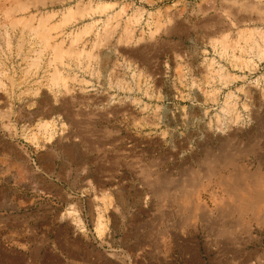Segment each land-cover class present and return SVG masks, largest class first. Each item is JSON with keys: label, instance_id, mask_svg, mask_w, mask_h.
Segmentation results:
<instances>
[{"label": "rangeland", "instance_id": "rangeland-1", "mask_svg": "<svg viewBox=\"0 0 264 264\" xmlns=\"http://www.w3.org/2000/svg\"><path fill=\"white\" fill-rule=\"evenodd\" d=\"M211 58L221 70L206 86ZM139 157L168 171L164 217L149 224L143 194L113 181ZM52 162L101 179L93 207L80 202L101 259L142 240L147 264H264V203L246 201L264 192V0H0V219L27 210L29 168ZM137 211L145 234L114 236ZM3 231L0 264L37 263Z\"/></svg>", "mask_w": 264, "mask_h": 264}, {"label": "crops", "instance_id": "crops-1", "mask_svg": "<svg viewBox=\"0 0 264 264\" xmlns=\"http://www.w3.org/2000/svg\"><path fill=\"white\" fill-rule=\"evenodd\" d=\"M86 168L87 165L79 164V168L73 167L65 171L64 166L53 162L30 167L27 210L21 213L13 211L1 218L0 228L5 230L2 233L10 235L21 252L32 250L42 252L36 264H147L144 260L148 254L147 247L143 245L142 240L137 239L139 235L145 234L141 230L143 221L139 216L140 207L135 218L136 223L130 227L131 230L125 229L123 224H119L117 229L113 230L114 236L117 233L119 235L130 233L138 241L136 244L114 242L109 247L113 255L109 253L107 259H101L99 248L89 243L87 237L85 239L86 234L91 231L87 223L88 215L83 214V205H80V202L84 200L93 207L94 189L99 190L102 185L98 174L91 172L89 175ZM77 185L81 186L78 188ZM84 189L87 190L85 192L89 191L84 199L78 196L70 198L69 192ZM116 191L125 193L128 190L125 187H118ZM116 191L112 192L114 198ZM72 203L78 207L74 214L63 215L62 211L58 210L61 207H70ZM159 251H161L159 247H156L155 253ZM130 257L134 258L133 262L130 261ZM27 259L29 263L32 262Z\"/></svg>", "mask_w": 264, "mask_h": 264}, {"label": "built area", "instance_id": "built-area-1", "mask_svg": "<svg viewBox=\"0 0 264 264\" xmlns=\"http://www.w3.org/2000/svg\"><path fill=\"white\" fill-rule=\"evenodd\" d=\"M188 109L189 107H187L185 117H187V115L191 116ZM162 120L164 121L165 119ZM151 156L152 157L149 159H151L152 161L153 157L159 155L153 152ZM149 159H147L146 157H139V160L137 161L138 163L134 164V166L132 167V171H130V169L127 168V165L125 164L123 169H117L113 178V181L115 182L114 184L118 185L126 183L128 184V182H132L133 187L143 194V198L141 200L143 207L142 214L146 223H148L150 219H153L154 215H157V219H162L164 217V212H162V206L164 205L163 195L167 193L168 189L167 187L165 188L163 184L165 182H168L164 180L162 181V178H159V176H162V174H165L168 171L166 169H163V167H160V165L154 166L155 164L153 163L145 162ZM124 171H127L130 176L125 175ZM172 179V181H175L174 178ZM173 183L175 184V182ZM80 196L84 195L80 193ZM156 210H161V212L155 213ZM180 217L182 219V216ZM178 224L184 226L185 219H183L181 222H177V225Z\"/></svg>", "mask_w": 264, "mask_h": 264}, {"label": "bare ground", "instance_id": "bare-ground-1", "mask_svg": "<svg viewBox=\"0 0 264 264\" xmlns=\"http://www.w3.org/2000/svg\"><path fill=\"white\" fill-rule=\"evenodd\" d=\"M236 42V41H235ZM236 45V44H235ZM237 45H238V42H237ZM240 47V46H239ZM233 48V47H232ZM220 54H222V52H220ZM228 56V55H227ZM230 57V61L231 62H237L240 60L241 57H238L236 54H234L233 52L229 55ZM229 59V58H228ZM245 59V58H244ZM251 60V59H250ZM243 63V61H242ZM246 63H247V60H246ZM251 65L252 66H255L256 65V62H252L250 61ZM218 65V64H217ZM206 73L204 74V79H203V83L206 85V86H209L210 84V81L213 80L212 78V75L214 74H218L219 71L221 70V67L219 68V66H217V68H215V65H214V60L211 58L209 60H207V65H206ZM179 70V69H178ZM224 79V81H226V79L228 78V76L226 74L222 75L221 76V79ZM199 91H200V94L202 95V98H203V101L202 103H205L206 100L207 102L208 101H215L216 100V95H217V88H212V89H204L202 87L199 88ZM231 97V93H227L225 95V99H224V103L225 104H229L227 103L229 98ZM223 102V101H222ZM230 105V104H229ZM40 127H43V129L47 130V132H45L48 136V139L51 138L52 136V130L54 128L52 122L50 120H47V121H44L40 124ZM46 136V137H47ZM246 196V195H245ZM242 197V196H241ZM99 198V197H98ZM101 199H106V196L105 195H102L100 197ZM250 202H249V200ZM185 200V199H183ZM242 201V199H241ZM249 203H251L253 201V203H258V202H262L264 203V192L261 191V190H258V191H255L249 198L247 197V200ZM247 202V203H248ZM252 203V204H253ZM104 204V203H103ZM242 206V205H241ZM71 212V211H68V213ZM97 216V214H96ZM101 215L98 214V219L95 217L94 220H92V225H95L96 224V220L97 221V225L96 227H94V231L97 232L98 235L101 234L102 230H104V223L101 221ZM76 218V217H75ZM96 229V230H95Z\"/></svg>", "mask_w": 264, "mask_h": 264}]
</instances>
